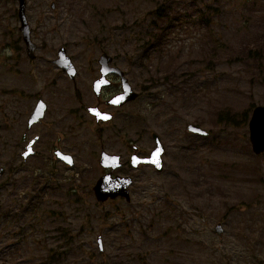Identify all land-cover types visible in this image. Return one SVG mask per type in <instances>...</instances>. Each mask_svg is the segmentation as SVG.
Here are the masks:
<instances>
[{
  "label": "rangeland",
  "instance_id": "374dc122",
  "mask_svg": "<svg viewBox=\"0 0 264 264\" xmlns=\"http://www.w3.org/2000/svg\"><path fill=\"white\" fill-rule=\"evenodd\" d=\"M92 1L102 3V0ZM200 1L106 0L105 5L110 6L111 11L104 18L107 27L102 29L88 12L91 10V0H88L76 13L84 29L77 35L63 38V34L49 39V44L56 49L69 44L68 53L73 54L81 66L86 54L77 50L90 43L88 37L93 38L94 45L99 43L92 35L103 37L104 45L114 58L125 54L128 60L136 46L134 40L144 31L140 27L146 17H150L148 12L154 9L152 7L161 6L163 10L168 7L175 22L169 31L166 29L168 36L163 50L175 56L174 68L182 66L183 90L191 97H187L189 102L183 97L179 102L176 95H167V85L150 89L151 94L160 93L161 98L151 99V104L156 106L143 109L138 121L127 126V133L132 137L136 129L141 130L144 150L154 147L152 132L159 134L165 147L162 172L157 173L149 165L130 169L134 182L129 187V203L123 199L106 204L96 201L92 186L101 168L97 163L99 147L95 130H82L87 141L84 146L79 145L82 132L74 131L71 139L76 138L78 148L72 171L78 191L72 196L39 198L38 185L25 195L10 196V237L6 240L5 233L2 234L0 264L264 262V157L253 159L245 151L251 113L246 109L251 104L264 102V74L260 75L263 70L256 73L260 66L264 68V0H221L216 35L218 41L224 43V49L218 51L215 63L203 58L213 43L201 38L183 21L188 8L196 7ZM135 22L141 26L136 27ZM7 42L6 28L1 26L0 85L5 83L10 87V100L6 102L10 112L6 114L10 121L14 119L13 124L21 132L27 118L22 109L24 104L29 106L30 103H26L23 96H17L35 83L27 80L26 73H11L10 61H5L10 58ZM256 44L260 47L258 68L252 62L246 63L243 57L246 47ZM155 62L151 57L143 64L151 68ZM128 72L134 82L148 85L141 68L131 65ZM46 101L51 105L59 104L63 112L70 104L68 97L55 94ZM224 108L235 118L227 124L225 120L215 124L217 112ZM20 114L19 121L12 117ZM188 123L199 125L209 135L188 133L185 130ZM111 136L108 134L107 139ZM105 148L111 149L107 144ZM243 163L246 166L237 168ZM248 163L255 168L249 169ZM209 182L214 189L205 191L204 184ZM12 199L18 205L11 203ZM66 201L72 202L73 209L61 204ZM17 215L19 219L14 220ZM220 219L224 224L218 221ZM217 223L223 227L220 236L214 231ZM232 232L241 235L229 236ZM99 234L102 251L96 242Z\"/></svg>",
  "mask_w": 264,
  "mask_h": 264
},
{
  "label": "flooded vegetation",
  "instance_id": "af4514ba",
  "mask_svg": "<svg viewBox=\"0 0 264 264\" xmlns=\"http://www.w3.org/2000/svg\"><path fill=\"white\" fill-rule=\"evenodd\" d=\"M87 1L24 0L30 38L34 43V50L30 56L19 31L21 24L18 19V1L0 0V21L4 22V24L0 23V27L5 26L6 28V37L8 38L6 47L10 49V58H5V61L6 63L10 61L11 73L15 75L26 73L29 77L27 80L30 83L31 81L35 83L33 86H29L24 94L17 96V98L23 96L22 99L26 103H30L29 106L24 104L22 109L25 110L24 113H27V118L25 128L21 132L13 124L14 119L10 121L6 114V111L10 112V108H7L6 104L10 100V87L5 83L0 85V167L4 169V174L0 176V244L3 243V233H5L6 240L10 237V209H4V200L5 206L7 207L8 204V208H10V199H8L10 196L25 195L27 190L38 185L39 198L52 197L53 195H57L54 197H65L67 194L72 196L74 192L78 191L77 179L72 171L73 167H69L55 158L57 152L69 153L74 156L73 154L78 148L76 138L71 139V134L74 131L82 132L85 128H89V130L94 128V135L99 147L98 156L104 149L119 157L120 165L113 170L101 168L99 177L109 172L112 176L129 175L133 180L129 171L141 164L133 166L132 156L142 158L149 154L141 146L142 132L136 129L138 127L135 128L134 137L122 134L127 126L130 127L128 120L140 111L141 102L139 105L132 101L123 106L108 103L112 97L122 91L121 77L118 72L111 71L109 65H102L100 54L104 52L109 54L113 58L111 65L119 68L125 76H128L124 61L120 57L114 58L104 45L102 37L99 38L98 35H92V37L99 38L98 45H93V38L88 37L91 39L90 43L77 50L78 53L86 54L82 66L73 54L68 53L69 44L60 45L57 49L55 45L49 44L51 37H61L64 34L63 38H65L77 35L84 29L76 13L80 12L84 5H87ZM104 1L106 0L96 3L91 0L89 3L91 10L88 12L91 13V18H94L96 26L100 27L101 21L109 11L105 7ZM215 12H218L217 8ZM64 48L76 68V76L73 80L58 68L61 60L59 50ZM28 50L31 53L30 47ZM0 59L2 58L0 57ZM10 84L12 83L10 82ZM132 88L136 90L133 86ZM96 89H98L97 93ZM54 94L69 98L70 104L64 109V112L59 104L47 103L46 98ZM39 100H43L47 105L44 117L40 122L28 125L30 115ZM89 107H94L98 112L111 113L112 120L105 121L103 117L106 115L101 113L99 114L100 121H98L94 115L88 112ZM21 115L19 117L12 115V117L15 116L19 121ZM122 116H124L123 119ZM108 134L112 135L109 139H107ZM83 136L82 132L80 146L87 145ZM87 138L91 141L89 136ZM22 140L23 142H21ZM105 144L111 149L106 150ZM26 146L31 147L32 153L24 159L22 151L26 149ZM85 149L88 150V148ZM134 160L138 161V159ZM204 187L205 191L213 188L210 182L204 184ZM20 188L24 191H21ZM120 199L124 200V198L118 197L109 199L104 204ZM61 204H64L68 209H73L71 201ZM218 221L224 224L223 219ZM216 225L214 231L217 234ZM221 228L223 233V227L221 226ZM239 235L241 234L232 232L229 236L237 237Z\"/></svg>",
  "mask_w": 264,
  "mask_h": 264
},
{
  "label": "water",
  "instance_id": "95a60500",
  "mask_svg": "<svg viewBox=\"0 0 264 264\" xmlns=\"http://www.w3.org/2000/svg\"><path fill=\"white\" fill-rule=\"evenodd\" d=\"M20 13L22 14L23 8H19ZM21 22H23L22 26L20 27V30L23 32L24 37L27 38L28 35V29L25 25V20L21 18ZM59 55H61L60 62L64 59L63 62H61L65 67L71 66L69 61V58L64 55L63 50H59ZM106 64L109 61V58L106 57ZM123 83V89L127 88L128 83L125 79L122 80ZM136 96V95H134ZM123 100V94H119L117 97H115L111 102L121 104ZM44 107L39 106V104L36 105L34 111L30 115L29 118V125L32 122H37L39 117L43 114ZM93 114H97V112H93ZM249 130H250V142L252 145V150L255 153H260L264 150V106H257L252 113V117L249 121ZM186 129L189 132L193 133H199V134H205L206 132L203 131L199 126L195 124L189 123L186 126ZM152 137L154 138L156 142V146L153 150L150 151L149 155L143 158H138V163L134 161L133 159H137L136 157L132 156V165H137L139 163L142 164H152L153 167L157 171H161L163 167V160L161 158L162 152H163V146L160 143L158 137L156 134H152ZM28 154V152H25L23 156L25 157ZM61 158H64L62 155ZM99 164L103 168L110 167L111 169H114L115 167L119 166V157L115 155H109L105 152H102ZM1 171V170H0ZM132 183V180L130 177H121V176H115L112 177L111 173H106L100 176L97 181L95 182L93 186V192L94 196L97 199L98 202L103 203L108 198H115L117 196H123L126 198V200H129V192H128V186ZM217 234H220L222 229L221 226L218 224L215 227ZM96 242L98 245L99 250H102V237L101 235H98L96 237Z\"/></svg>",
  "mask_w": 264,
  "mask_h": 264
},
{
  "label": "trees",
  "instance_id": "16d2710c",
  "mask_svg": "<svg viewBox=\"0 0 264 264\" xmlns=\"http://www.w3.org/2000/svg\"><path fill=\"white\" fill-rule=\"evenodd\" d=\"M253 1H255V0H253ZM160 11H161V8H160ZM167 12H169V8L164 13L161 12L159 14L168 15V17H171L170 12H169V14ZM156 38H157V40H159V36H157ZM259 49H260L259 45L256 44L254 47L250 48L249 50H247L243 53V57L246 59V63L252 62L253 65L256 66V68L259 67L257 65V64H259V59H258ZM203 58L208 63H214L216 60L215 47H213L209 53L204 54ZM162 66L163 65L161 64L158 68H156V69L152 68L150 71L146 72V74L148 75V80H149L148 83L150 86H152L154 88L159 87V81L160 80H164L167 82L170 79H173V77L176 78V70H174V68H172L170 66V64H166L164 67H162ZM167 90L171 91L170 95L171 94H177L178 95L180 93L185 94V91L178 89V88L176 90H172L171 87H169ZM182 94L178 97L179 100L183 97ZM246 111H248V110H246ZM223 116L224 115H222V114L219 115L216 119V122L220 123L223 119ZM231 117L228 118L227 122L224 124L230 123L232 121Z\"/></svg>",
  "mask_w": 264,
  "mask_h": 264
},
{
  "label": "snow or ice",
  "instance_id": "6c2138e0",
  "mask_svg": "<svg viewBox=\"0 0 264 264\" xmlns=\"http://www.w3.org/2000/svg\"><path fill=\"white\" fill-rule=\"evenodd\" d=\"M97 115H99V114L97 113ZM103 118H105V119H106L107 117H103Z\"/></svg>",
  "mask_w": 264,
  "mask_h": 264
}]
</instances>
